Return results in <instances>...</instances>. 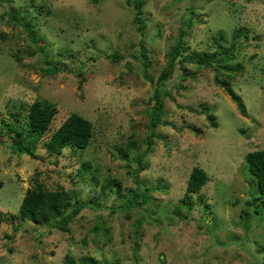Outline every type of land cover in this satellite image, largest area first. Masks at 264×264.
I'll return each mask as SVG.
<instances>
[{
    "label": "rangeland",
    "instance_id": "rangeland-1",
    "mask_svg": "<svg viewBox=\"0 0 264 264\" xmlns=\"http://www.w3.org/2000/svg\"><path fill=\"white\" fill-rule=\"evenodd\" d=\"M42 100L56 108L47 131L14 150ZM72 113L91 123L88 145L48 152ZM255 149L264 0H0V264H264ZM194 168L208 179L189 193ZM32 190L59 200L14 216Z\"/></svg>",
    "mask_w": 264,
    "mask_h": 264
},
{
    "label": "trees",
    "instance_id": "trees-1",
    "mask_svg": "<svg viewBox=\"0 0 264 264\" xmlns=\"http://www.w3.org/2000/svg\"><path fill=\"white\" fill-rule=\"evenodd\" d=\"M141 3L142 1H139V3L136 5L134 18L137 24H139L140 29L143 28V21L140 16ZM179 46L181 45L178 44V47ZM207 57V54H204L201 58H199V61L205 65H209L211 63L210 57ZM216 61L219 62L218 59H216ZM53 69L56 68L54 67ZM169 74L170 71L163 72L159 76L158 81L167 77ZM216 80L218 84L224 85V82L220 81L218 78H216ZM81 81L82 80L79 81V87L81 86ZM227 92L231 99L236 103L239 111L244 114V106L242 105L239 98H237V96L234 95L231 90L227 89ZM55 112V106L46 100L33 102L29 106L28 110V124L30 128L25 132L18 131L10 141V146L18 152H29V145L40 139L45 134ZM207 118L211 121L212 126H217L213 121V115L207 114ZM91 130L92 125L87 119L76 113H72L60 124V126L55 131L52 132L47 142L46 149L50 153H56L67 146L84 148L89 143L92 134ZM245 160L247 162L251 176L253 175L252 177L255 180V184L257 185L256 189L259 199L264 205V149H255L249 151L245 155ZM207 179L208 176L203 170L194 168L188 177L186 191L189 193L198 192L200 188L207 182ZM2 185L3 182L0 180V188ZM43 200H47V203ZM57 200H59L57 195L50 194L49 196H45L43 192H37L35 190L28 191V193L23 198V201L19 207V211L14 216L31 220H39V214L44 212L45 205L49 204L51 208H54V202ZM78 209L79 208H74L70 212V216H63V219L66 221L67 218L71 217L73 214L75 215L78 212ZM4 216L5 214L0 212V221L4 218Z\"/></svg>",
    "mask_w": 264,
    "mask_h": 264
}]
</instances>
